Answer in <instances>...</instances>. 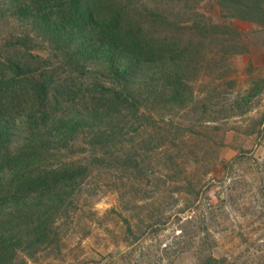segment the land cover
<instances>
[{"label": "rangeland", "instance_id": "obj_1", "mask_svg": "<svg viewBox=\"0 0 264 264\" xmlns=\"http://www.w3.org/2000/svg\"><path fill=\"white\" fill-rule=\"evenodd\" d=\"M43 1L0 0V128L18 141L61 120L52 148L84 168L52 195L53 242L12 264H264V20L233 0H133L176 24L184 53L173 97L144 101L112 71L102 30L58 25ZM119 89L139 109L110 107ZM81 108L111 109L103 145L74 136Z\"/></svg>", "mask_w": 264, "mask_h": 264}, {"label": "trees", "instance_id": "obj_2", "mask_svg": "<svg viewBox=\"0 0 264 264\" xmlns=\"http://www.w3.org/2000/svg\"><path fill=\"white\" fill-rule=\"evenodd\" d=\"M248 1L251 2L233 0L235 15L250 21H263L261 0ZM41 5L49 10L56 9L57 24L63 27L84 29V33L88 27L102 30L112 71L131 87L145 86L144 101L173 97L182 79V64L176 62L175 53H179L181 60L184 53L182 39L171 34L176 24L164 13L133 0H44ZM56 29L61 28L56 26ZM54 32L67 33L65 30ZM172 63L177 68L175 73L170 67ZM156 64L166 66L161 74L157 72L159 77L155 80L140 74L144 67ZM156 83L161 87L158 91ZM109 102L117 113L139 109L136 96L126 89L115 91ZM1 105L0 99V113L6 111ZM108 110L111 111L110 108L92 111L81 108L80 121H72L76 125L68 123L72 125L74 136H82L87 131L94 147L103 145L100 126L106 122L102 114ZM45 122L44 127L51 126L49 130L43 127L28 137H19L18 141L11 140L15 137L13 134L8 138L4 127L0 128V264H12L19 252L51 244L56 218L64 202L52 195L59 196L81 183L83 171L80 170L84 166L75 165L70 159H59L58 150L52 148L57 140L51 129L63 128L62 121Z\"/></svg>", "mask_w": 264, "mask_h": 264}]
</instances>
